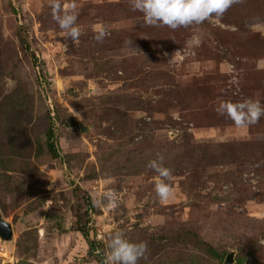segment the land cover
Here are the masks:
<instances>
[{
    "label": "rangeland",
    "instance_id": "1",
    "mask_svg": "<svg viewBox=\"0 0 264 264\" xmlns=\"http://www.w3.org/2000/svg\"><path fill=\"white\" fill-rule=\"evenodd\" d=\"M75 2L78 41L50 0H0V216L13 232L0 264H106L115 231L147 244L138 264H223L232 251L264 264V117L238 128L215 111L221 100L264 105V0L175 30L146 25L129 0ZM157 154L173 173L164 202L146 166ZM113 191L116 208L94 204Z\"/></svg>",
    "mask_w": 264,
    "mask_h": 264
},
{
    "label": "clouds",
    "instance_id": "2",
    "mask_svg": "<svg viewBox=\"0 0 264 264\" xmlns=\"http://www.w3.org/2000/svg\"><path fill=\"white\" fill-rule=\"evenodd\" d=\"M239 0H129L133 11L143 14L144 23L149 26H167L170 29L201 25L205 21L215 19L217 23L224 13ZM49 7L52 19L64 31L65 35L73 41H78L81 29L77 24V3L71 0L63 4L62 0H50ZM109 32L106 27L97 24L94 28L93 39L102 42ZM196 45L201 43L200 36L194 37ZM215 111L221 116H227L238 128H247L256 124L264 117V105L259 100L251 98L240 102L221 100ZM165 157L157 154L146 165L156 173L154 191L162 202L174 196L171 184L173 179L172 169L164 165ZM104 199L108 206L116 208V193L110 192L105 198L94 200L96 206H103ZM106 264H138L141 259H146L148 246L144 242H132L122 231L112 233L106 242Z\"/></svg>",
    "mask_w": 264,
    "mask_h": 264
},
{
    "label": "trees",
    "instance_id": "3",
    "mask_svg": "<svg viewBox=\"0 0 264 264\" xmlns=\"http://www.w3.org/2000/svg\"><path fill=\"white\" fill-rule=\"evenodd\" d=\"M12 11L14 13L15 10L13 8H11ZM18 29L21 30V27L18 26ZM19 42H20V45L21 47L31 56V57H34V55L31 53V50L28 46V43L27 41L22 37V36H19ZM40 78V77H38ZM46 138H47V147H48V150L50 151V153L55 157L57 158V148H56V145H55V142H54V133H53V130H52V126H50L46 132ZM75 190L76 191H82L81 188L79 186H76L75 187ZM83 192V201L85 202V214L84 216L87 217L88 215V211L91 210L93 208V206L91 205V201H90V198L87 196V194ZM88 218V217H87ZM88 222L86 223H83L81 224V222L79 221V219L76 220V226H77V231L88 241V251L89 253H95L96 250H95V241L93 240H90L89 237H88V233H87V230L85 229V226L87 225ZM193 243L196 244V245H202V242L199 241L198 239H194L193 240ZM203 250L211 257V258H214V259H222L224 257V254L222 255H219L212 247L210 246H205V248H203ZM99 255V261H100V264H105L102 257H100V254ZM236 261V264H242V259H237L235 260Z\"/></svg>",
    "mask_w": 264,
    "mask_h": 264
},
{
    "label": "water",
    "instance_id": "4",
    "mask_svg": "<svg viewBox=\"0 0 264 264\" xmlns=\"http://www.w3.org/2000/svg\"><path fill=\"white\" fill-rule=\"evenodd\" d=\"M12 227L10 223L5 221L1 216H0V241L1 242H11L12 240ZM223 264H236L235 261V252H229L223 261Z\"/></svg>",
    "mask_w": 264,
    "mask_h": 264
}]
</instances>
